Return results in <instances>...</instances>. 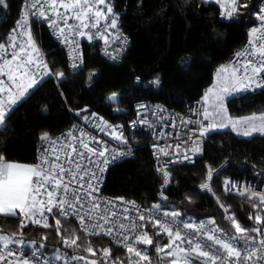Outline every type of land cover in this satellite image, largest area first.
Masks as SVG:
<instances>
[{"label": "trees", "instance_id": "1", "mask_svg": "<svg viewBox=\"0 0 264 264\" xmlns=\"http://www.w3.org/2000/svg\"><path fill=\"white\" fill-rule=\"evenodd\" d=\"M262 1L243 0L248 6L229 15L220 4L208 0H115L114 9L121 19L119 27L132 41L128 54L121 63L112 64L98 54L95 46L85 44L84 66L74 73L69 72L65 52L46 27L36 24L41 47L54 63L53 72H63L64 77L60 82L52 78L41 81L9 113L5 125L0 127V156L3 157L0 160L35 164L43 133L59 135L83 123L82 117L92 116L90 114L111 123L127 124L134 117V105L139 102L162 103L171 110L184 112L190 103L204 99L221 67L244 46L252 29L258 27L257 14ZM7 3V8L0 7V43H6L23 0H7ZM113 93L119 96L116 104L111 101ZM84 109L86 111H81ZM225 109L235 119L263 115L264 89L229 98ZM135 137L134 158L109 169L105 193L152 206L157 201L161 179L154 172L149 135L137 132ZM226 160H230V166L215 177L213 193L220 203L230 205L228 215L234 213L242 224L251 225L247 215L255 214L257 210L252 204H259V199L251 195L225 194L223 179L251 175L245 163L264 169V135L245 138L232 130H212L204 156L193 166L172 170L170 209L180 210L182 219L214 218L220 226L234 233L224 219L223 208L212 196L198 189L205 182L207 166L217 170ZM25 222L23 236L14 239L50 249L63 246L54 228L36 229L29 221ZM54 223L52 219L51 225ZM13 231H19V220L0 216V234L12 236ZM61 231H74L81 241L91 242L96 252L110 247L113 257L125 258V253L107 239L84 235L75 221L61 219ZM148 231L152 234L155 229L150 226ZM45 234L47 240L42 239ZM153 240V245L147 248L158 257L162 252L157 253L155 248L166 245L167 238L161 234L153 236ZM80 252L93 256L83 248Z\"/></svg>", "mask_w": 264, "mask_h": 264}, {"label": "snow or ice", "instance_id": "2", "mask_svg": "<svg viewBox=\"0 0 264 264\" xmlns=\"http://www.w3.org/2000/svg\"><path fill=\"white\" fill-rule=\"evenodd\" d=\"M231 2L232 11H238L239 8L248 6L243 0H231ZM99 5H103L104 8L101 9L98 7ZM0 7L7 8V0H0ZM60 9L64 11L61 12ZM46 12H51L52 17H49ZM262 12H264V9H262ZM30 16L33 19L37 17L44 20L51 19L50 26L58 28L59 34L65 38V42L68 41L69 33L73 37L76 35L83 37L87 34V30L93 28L98 30L101 26V20L106 22L108 28L115 29L117 27L116 18L109 19V16L114 17L113 7L109 5V0H50L46 9L44 0H25L22 5V18H18L15 26L10 30L11 33L15 34L10 37L13 41L11 43L13 51L11 60H8L5 65L10 68L15 61L24 62L23 67L21 63H17L16 69L18 71H25L29 65L39 67L32 54L25 53L24 46L15 43L17 36L25 34H27L29 41H32L31 32L28 28ZM257 18L264 26V14H257ZM70 20L76 23L69 24ZM20 29H23V31H20ZM65 29H68V31L66 32ZM260 30L253 28L252 33L255 34ZM101 37L107 43V37H104L102 33ZM87 38L91 40L93 37L87 35ZM250 44H254V42L250 41ZM17 47H19L20 53L24 55H20L15 51ZM254 47V53L249 54L246 51L245 54L249 55V58L242 60L238 67H233L218 89H209V93L212 94L216 105L221 110H225V94H230L233 90L245 91L253 85L264 88V76H261L264 73V44L254 45ZM32 48L34 51H38L34 41L32 42ZM0 50L7 51L4 43H0ZM255 54L259 56L258 62H254L251 58V55ZM240 55V53H237L238 57ZM113 58L115 57L113 56ZM37 59L42 61V57ZM72 66L75 68L77 64L74 63ZM44 68L47 69L46 64ZM226 71L225 67H221V73ZM2 72L3 68H0V73ZM47 74L55 75L57 79H62L64 76L63 72L52 73L51 70H47ZM8 79L14 82L17 81V77L13 74L11 68L8 72ZM158 82L159 78L156 79V83ZM36 84L37 78L34 75L29 76L23 87L15 95H9V103L15 104L17 99L24 97L27 90L33 88ZM4 91V88H0V93ZM7 91L11 93L12 89L9 88ZM115 95L113 93L111 98L114 99ZM208 100L209 95L205 94L204 101L208 102ZM139 107L145 108L146 105H140ZM81 111H86V109ZM90 115L102 122V118L95 117V114ZM195 115L196 112L193 111V116ZM210 115L212 114L204 111V120H208ZM82 119L89 121V116H84ZM250 119H254V117L240 118V120L245 121ZM260 119L264 121V116H261ZM187 122L200 123L198 120ZM238 122L240 121L228 117L227 122H222L219 125L215 123H209L206 126L201 125L198 130L200 136L206 135L210 130L217 127L226 128L229 124L235 130V124ZM5 123L6 110L4 101L0 100V126L5 125ZM102 123L104 127H111L106 122ZM132 123L133 125L136 124L135 121ZM140 123H147V121L143 120ZM171 126L174 127V125ZM252 131L264 133V124L247 129L244 135H249ZM85 135L86 133L83 130H80L79 137L69 132L65 137V141L61 143L59 140L50 139L48 133H43L40 139L46 142L49 147L44 150L45 158L42 159L41 165L29 166L16 163L0 165V216L19 220V231H13L12 236L0 234V249L6 251V254L0 253V264H30V260L35 262L40 259L39 251L36 249L34 242L28 245L32 249L31 254L26 255L23 251L25 241L13 238L18 235L23 236L22 230L27 227L25 221H30L33 225H39L42 228L55 229L56 235L61 238L63 246L73 250V255H65L64 264H73L74 261H86L87 258L78 253L80 248L93 256L96 255L97 250H94L91 242L81 241V237L76 235L74 231H61V218L77 220L80 230L86 235L110 237L115 243L124 247L129 254L126 259H122L119 255L113 257L110 247L101 248L99 251L103 254L104 264H107L109 260H111V264H139V261H149L150 264V258L146 254L147 249H138L137 245L151 246L154 243L153 236H160L161 234H166L169 242L162 247L157 246L155 248L157 253L165 252L166 249L172 248L177 241H180L189 245L187 249L181 248V252L187 253L189 256L194 254L196 258H204L205 264H264V216L261 215V213H264V195L259 196V204H252V208L257 211H255V214L250 212L247 215V219L252 221V224L248 226L242 224L234 213L228 215L230 205L226 207L217 198L220 207L225 211L224 219L229 221L234 233L216 225L214 218L201 220L199 223L192 221L190 217L180 220L178 219L182 216L180 210H167L160 203L154 204L151 209L141 211L135 201L127 202L136 210L135 218H131L129 216L131 209L118 207L113 201L104 200L99 195L100 176L110 162L106 157V153L110 150L104 147V142L97 140L95 137L91 141L95 146H90L83 139ZM69 138L77 142L70 143ZM115 139L121 140L125 145L128 144V141L122 135H116ZM175 148L177 149V155H181L178 151L180 145H175ZM60 150H63V156L60 154ZM191 151H199L198 145H194ZM187 152L186 149L184 159H190ZM49 153H51L50 157L48 156ZM114 155L115 153H113ZM93 157L96 159H93ZM0 159H3V157L0 156ZM207 167V179L211 181L212 169L211 166ZM163 176V186L166 187L171 179L170 173L163 170ZM33 177L37 178L35 187H33ZM200 187L211 191L208 183H202ZM224 187L226 191H233L237 188V182L225 180ZM39 194H42L44 198L38 199ZM241 194L243 193L241 192ZM255 195L253 193V196ZM117 199L124 203L122 197ZM160 199L166 201L167 196L161 192ZM152 209H155L161 218L148 215L147 213L151 212ZM48 214H51L54 219V225L48 223ZM149 225L152 229H155L152 234L145 230ZM207 225H212V227L205 231ZM47 238L46 234L42 236L43 240H47ZM12 245L19 246L21 250L17 252L15 248L11 247ZM41 247L43 246L41 245ZM166 255H173V253H166ZM133 256L139 258V260H133ZM58 259L59 252L54 250L53 256L46 258L47 264H57ZM90 264H98V261L92 260ZM171 264H177V261L174 259ZM187 264H194V261L188 259Z\"/></svg>", "mask_w": 264, "mask_h": 264}, {"label": "built area", "instance_id": "3", "mask_svg": "<svg viewBox=\"0 0 264 264\" xmlns=\"http://www.w3.org/2000/svg\"><path fill=\"white\" fill-rule=\"evenodd\" d=\"M211 2H215V0H212ZM24 3L25 0H23V4ZM48 3H50V0H44L45 9L47 8ZM109 5L113 7V14H114V17L109 16V19L116 18L117 20V27L115 29L108 28L106 22L104 20H101L100 22L101 26L98 30L95 28L87 30V34L83 37L79 35L73 37L72 34L69 33L67 42H65V38L59 34L57 27L50 26L51 19L44 20L43 18H39V17H37L36 19H33L31 16L29 17L28 28L31 32L32 41H29L27 34H25V35L17 36L15 43L17 45H23L25 48V53H31L33 59L36 61L39 67H33L29 65L27 66V69L25 71H18L16 69L17 63H21L23 67L24 62L15 61L12 63L10 68L13 74L17 77V81L16 82L11 81L8 79V77L0 78V88L5 89L4 92L0 93V100L4 101L6 117L20 102V99H17V102L15 104L9 103V99H8L9 95L10 94L15 95L16 92H18V90L23 87V84L27 81L29 76L34 75L37 78V84L34 85L33 87L37 86L41 81L48 78L55 79L57 82H60L63 79V78L57 79L55 75L47 74V70H51V72L54 73L52 70L54 63L50 61L48 54L41 47V44L36 35V27H35L36 24L44 25L48 30V32L51 34L54 41L65 52L67 67L69 72L71 73L81 70L84 66L85 57H84L83 47L85 44L95 46L98 51V54L107 62H110L112 64H119L123 61V59L130 50L132 41L131 38L123 31H121L119 27L121 23V19L114 9L116 5L115 0H109ZM98 7H100L101 9L104 8L103 5H99ZM262 9H264V0L261 2L259 6L258 14H264V12H262ZM60 11L63 12L64 10L60 9ZM46 14L49 17H52L51 12H46ZM18 18H22V10ZM74 23L76 22L72 20L69 21V24H74ZM257 28L261 30L257 31L255 34L251 32L244 46L240 50H238L235 53V55L232 57V59L225 65V68L227 69L228 73L231 72L233 67H238L242 60H246L249 58V55L245 54L246 51L247 53L252 54L255 51L254 45L259 46L260 44H264V26H262V22L260 20ZM20 31H23V29H20ZM65 31L67 32L68 29H65ZM101 33L103 34L104 37H107V43L101 37ZM12 35L15 34L9 32L7 41L6 43H4L6 45L7 51L5 52L4 50H0V68H3V71L10 70V68L5 65L7 64L8 60H11V53L13 51L11 47V43L13 41H11L10 37ZM87 35H92L93 38L89 40L87 38ZM33 41L35 42L38 51L33 50L32 48ZM250 41L254 42V44H250ZM15 51L20 55H24L20 53L19 47H17ZM237 53H240L241 55L238 57ZM113 56L115 58H113ZM38 57H42V61L37 59ZM251 58L254 60V62H258L259 60L258 54L251 55ZM74 63L77 64V67L75 68L72 66ZM45 64L47 65V69L44 68ZM261 76H264V73H262ZM9 88L12 89L11 93L7 91ZM263 89L264 88H258L255 87V85H253L248 90L242 92L243 93L256 92ZM140 105H146V107L140 108L139 107ZM193 111L196 112L195 116H193ZM204 111H208L207 107L204 104V99L190 103L184 112L171 110L162 103L147 104V103L139 102L134 105V117L127 124L111 123L103 119L101 116L95 114V117L102 118V122H106L107 125H110L111 127H104L102 122L90 116L89 121H84L83 123L77 124L59 135H54L49 137L50 139L59 140L61 143H63L65 141V137L67 136V133L72 132L75 136L79 137L80 130H83L86 133L83 139L85 142H88L90 146H95L91 143L93 137H95L99 141L104 142V147L110 150L108 153H106V157L109 159L110 162L100 176L101 182L99 186V195L103 197L104 200L113 201L118 207H127L131 209V211L129 212V216L131 218H135L136 210L132 207L130 203H127L129 201L123 198L124 203H121V201L117 199L120 197H113L105 193V187L107 185V173L109 169L115 164L134 158L137 148V139L135 137L137 132H141L142 134L149 135V148L153 157L154 172L161 179V183L158 187L156 203H160L162 207H166L167 210H172L168 206L170 201L169 190L174 183L172 170L177 167L195 165V163L204 156L205 147L209 142V135L213 130V129L210 130L204 136H200L198 129L201 127V125L206 126L209 123H212L210 119L204 120L203 118ZM143 120H146L147 123H140V121ZM189 120H198L200 123L198 124L188 123L187 121ZM133 121L136 122L135 125H133L132 123ZM171 125H174V127ZM116 135H122L123 138L128 141V144L125 145L122 143L121 140L115 139ZM69 142L76 143L77 141H72L69 138ZM177 144L180 145L178 151L181 155L179 156L177 155V149L175 148V145ZM194 145H198L199 151L197 152L191 151ZM46 147H49V145L41 140L37 149V155H36L37 161L32 166L41 165L42 159L45 158L44 150ZM56 147L58 148V146ZM186 149L188 150L187 155L189 156L190 159L183 158ZM113 153H115L114 156ZM165 153H167V155H165ZM60 154L63 156V150H60ZM48 156L50 157L51 153H49ZM93 159L96 158L93 157ZM245 164L250 168L251 175L243 176L240 178H235L232 176L225 177L223 179V191L225 194L232 195L235 197H245L247 195L253 196V193H255L256 194L255 197L259 199L260 195H264V169L260 168L257 165H251L248 163ZM229 166H230V160H226L217 170H212L211 181L207 179V175H208V167H207V175L204 183L209 184L211 191L202 189L200 186L198 187L199 191L204 194H209L212 197H216L212 190L213 181L215 177L221 175V173L227 170ZM163 170L168 171L171 177L170 182L166 187L163 186V180H164ZM36 179H37L36 177H33V181H34L33 187L36 186L35 185ZM225 180H232L234 182H237V188L233 189V191L230 192L226 191L224 187ZM161 192H163L164 195L167 196L166 201L160 199ZM241 192L243 194H241ZM37 198L43 199L44 196L42 194H39ZM135 203L140 207L141 211H144L146 209H151L153 206V205L145 206L141 202H135ZM223 212L225 214L224 209ZM147 214L152 215L154 218H161L157 214L155 209H152V211ZM48 217H49L48 223L51 224V221L53 219L51 214H48ZM61 219H65V218H61ZM178 219L185 220L182 218H178ZM211 219L212 218H201L192 221L199 223V221L201 220H211ZM67 220L75 221L80 230L79 223L77 220L73 218H67ZM226 221L229 223L228 220ZM30 224L32 227L36 229H47V228H42L39 225H33L31 222ZM216 225L219 224L216 222ZM150 226L151 225H149L148 228ZM211 227L212 225H207L205 231H207L208 228ZM148 228H146L145 230H148ZM185 231H191V230H185ZM82 233L86 235L84 232ZM163 235L167 238V243H168L169 238L167 237L166 234ZM86 236L93 238H105L108 241H110V243L114 247L122 250L125 253L124 259H126L127 256L129 255L124 247L115 243L110 237L89 236V235ZM30 243L32 242L25 241V246L23 248V251L25 252L26 255L31 254L32 249L31 247L28 246ZM34 244L36 249H38L39 251L40 259L35 262L30 260V264H47L46 258L52 257L54 254V250L59 252V259L57 264H64L65 255L68 256L73 255V250L70 248H65L64 246H62L61 248L50 249L45 245H42L43 247H41L36 243ZM11 247L15 248L17 252L21 250L20 247L16 245H12ZM137 247L138 249L141 250L147 249L146 254L150 258V264H171V261L174 259L177 261V264H187L188 259H192L194 261V264H205L204 258H196L194 254L189 256L187 253L181 252L180 251L181 248L187 249L189 245H187L186 243H181L180 241H177L176 245H173L172 248L166 249L165 252H162V254H160L158 257H154L150 253L149 249L147 248V245H137ZM0 253L6 254V251L0 249ZM78 253L79 255H82L87 259L86 261H74L73 264H90V261L92 260L98 261V264H104V257L101 251L96 252V255L94 256H86L80 252V249L78 250ZM166 253H173V255H166ZM9 259H14V258H9ZM133 260H139V258L133 256ZM107 264H111V260H109ZM139 264H149V261H139Z\"/></svg>", "mask_w": 264, "mask_h": 264}, {"label": "rangeland", "instance_id": "4", "mask_svg": "<svg viewBox=\"0 0 264 264\" xmlns=\"http://www.w3.org/2000/svg\"><path fill=\"white\" fill-rule=\"evenodd\" d=\"M208 1H212V0H208ZM216 3L220 4L223 11L226 12V13H235V11H232V2L231 0H215ZM228 72H224V73H221L219 72L218 75H217V78L215 80V84L214 86L211 88L213 90H216L220 87L221 83L223 82L224 78L226 76H228ZM29 90V89H28ZM27 90V91H28ZM243 92L242 91H236V90H233L230 94H225V100H224V109H225V104H226V101L233 97V96H236L238 94H242ZM209 95V100L208 102H205V105L207 107V110L209 113H211L212 115L209 116V119L211 120L212 123H215V124H220L222 122H227V118L228 117H231L228 112L225 110H221L219 108L218 105H216L215 101H214V98L212 96L211 93H207ZM118 98L119 96L118 95H115V98L112 99L111 98V101L113 103H117L118 102ZM20 99V98H19ZM261 116H264L263 115H252V116H249V117H254V119H250V120H240V119H235V118H232L233 120H239L240 122L236 123L235 124V130H233V126L231 124H229L228 127L226 128H222V127H217L215 129H221V130H232L234 131L236 134H238L239 136H246V137H250V136H253V135H264V133L262 132H258V131H252L251 134L249 135H244V132L253 127V126H260L261 124H264V121H262L260 119ZM214 130V129H213ZM255 197V196H254Z\"/></svg>", "mask_w": 264, "mask_h": 264}, {"label": "crops", "instance_id": "5", "mask_svg": "<svg viewBox=\"0 0 264 264\" xmlns=\"http://www.w3.org/2000/svg\"><path fill=\"white\" fill-rule=\"evenodd\" d=\"M8 72L9 71H3L2 73H0V78H7L8 77ZM34 88V87H33ZM33 88H31V89H29L26 93H25V95H24V97H22V98H20V101L21 100H23L24 98H26V96L28 95V93L33 89ZM20 90V89H19ZM18 90V91H19ZM204 104H205V102H204ZM206 106V105H205ZM1 127V126H0ZM241 137H245V138H248V137H246V136H241ZM251 137V136H250ZM6 163H14V162H7V161H4V160H0V165H2V164H6ZM17 164V163H16ZM18 164H20V163H18ZM22 165H28V164H22ZM29 166H32V165H29ZM17 212H19V210H17Z\"/></svg>", "mask_w": 264, "mask_h": 264}, {"label": "water", "instance_id": "6", "mask_svg": "<svg viewBox=\"0 0 264 264\" xmlns=\"http://www.w3.org/2000/svg\"><path fill=\"white\" fill-rule=\"evenodd\" d=\"M215 199V201L217 202V198L216 197H213ZM218 203V202H217ZM219 204V203H218ZM220 205V204H219Z\"/></svg>", "mask_w": 264, "mask_h": 264}, {"label": "bare ground", "instance_id": "7", "mask_svg": "<svg viewBox=\"0 0 264 264\" xmlns=\"http://www.w3.org/2000/svg\"><path fill=\"white\" fill-rule=\"evenodd\" d=\"M18 164V163H17Z\"/></svg>", "mask_w": 264, "mask_h": 264}]
</instances>
